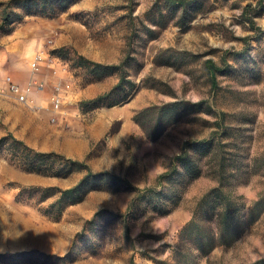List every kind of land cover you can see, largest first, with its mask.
I'll list each match as a JSON object with an SVG mask.
<instances>
[{
  "label": "rangeland",
  "instance_id": "374dc122",
  "mask_svg": "<svg viewBox=\"0 0 264 264\" xmlns=\"http://www.w3.org/2000/svg\"><path fill=\"white\" fill-rule=\"evenodd\" d=\"M245 2L206 0L186 24L180 22L181 9L167 6L164 0H75L53 16L28 13L25 3L14 2L8 7L12 15L4 27L0 8V57L8 66L5 76L12 75L14 82L25 85L35 54L48 58L40 73L47 85L37 92V100L17 101L9 84L0 86V97L15 109H10L8 122L0 118L3 134L12 131L37 149L86 160L95 171L110 170L143 189L153 188L116 190L103 182L81 201L64 205L57 215L49 210H54L51 204L59 193L46 196L38 187L73 185L85 171L68 176L28 171L10 148L3 147L0 264H132V257L138 264L171 260L165 242L177 241L198 198L217 180L209 174L208 164L185 188L189 179L180 167L162 183L157 176L185 140L204 139L217 130L215 120L223 110L227 112V155L230 166L236 168L232 183L244 195L247 213L261 201L251 212L259 217L242 236L233 245L216 247L208 257L213 264H250L264 258V13L256 18L261 28H252L241 15ZM80 55L119 64L106 74L116 82L123 76V85L105 103L122 96L129 99L117 111L118 119L114 108L104 104L98 109L100 115L113 117L106 138H90L86 151L70 152L53 143L56 139L59 145L81 147L77 138L88 136L86 124L93 116L76 113L77 102L85 96L84 87L100 75L99 70L79 66ZM207 58L222 68L217 71L216 85ZM62 62L69 72L61 76L71 89L61 106L70 113L61 117L50 114L43 102L50 99L58 78L53 65ZM170 101L181 102L183 114L156 140H149L131 119L125 120L126 114L142 107ZM115 132H121L119 139L114 138ZM65 163L60 158L55 166L65 169ZM126 223L131 241L124 235ZM20 251L28 253L16 255Z\"/></svg>",
  "mask_w": 264,
  "mask_h": 264
},
{
  "label": "trees",
  "instance_id": "16d2710c",
  "mask_svg": "<svg viewBox=\"0 0 264 264\" xmlns=\"http://www.w3.org/2000/svg\"><path fill=\"white\" fill-rule=\"evenodd\" d=\"M167 6L175 9H181L182 16L180 22L188 23L203 8L206 0H164ZM218 1V0H215ZM241 15L251 25L252 28L260 29L256 18L264 13V0H244ZM25 3L28 13L43 14L53 16L67 9L75 0H0V8L3 9L4 27L5 23L11 19L8 7L12 3ZM22 15V14H21ZM19 14V16H21ZM187 17V19H185ZM247 36H243L245 40ZM57 50H54L56 52ZM222 59H224L222 57ZM208 69L211 74L212 84H217V71L222 68L213 58H207ZM79 66L92 68V71H98L96 79L100 80L106 76L110 70H116L119 64H105L96 60L89 59L83 55L79 56ZM107 71V72H106ZM124 77L107 92L96 98L82 100L80 102L84 110L93 109L98 106H112L127 101L128 96L119 97L111 102L105 100L111 98L119 92L123 85ZM198 102L197 104H200ZM196 104V102H195ZM182 103L170 101L163 103H153L137 110L133 116L134 121L143 129L149 140L158 139L166 129L177 121L183 114ZM227 112L221 111L216 118L217 130H213L211 135L204 139L196 141L185 140L182 143L181 150L170 156V162L166 169L158 174L157 180L162 183L165 178L171 176L179 167L184 170V176H188L189 181L203 173L204 165L208 164V172L216 180V185L210 187L197 200L196 206L192 212L191 218L181 227L178 239L175 243L165 242V245L171 250V260H164V264H213L208 256L218 246L233 245L244 233L248 224L259 217V214L252 216L253 208L260 203L258 199L251 209L250 213L245 211L246 201L242 193L236 191L232 183L236 168L230 166L227 153L229 142L224 141L227 135L228 125L225 123ZM10 148L17 162L28 171H35L46 175L68 176L76 170L85 171L79 181L67 187L59 186H39L43 195L50 196L59 193L58 197L52 202L54 210H49L60 214L64 205L81 201L85 194L95 188H98L103 182L108 183L110 187L116 190H153V188H141L133 184L128 178H124L118 173L110 170L95 171L89 162L83 159H77L67 156L56 150L37 149L26 142L24 139L16 136L12 131L3 134L0 137V149ZM196 153V154H195ZM65 159L67 168L55 166L56 160ZM205 159L207 160L205 162ZM204 163V164H203ZM124 235L128 241L132 240L130 225H124ZM27 251L16 252V255H25ZM132 264H138L134 257ZM250 264H264V258L257 259Z\"/></svg>",
  "mask_w": 264,
  "mask_h": 264
},
{
  "label": "crops",
  "instance_id": "0c3cea01",
  "mask_svg": "<svg viewBox=\"0 0 264 264\" xmlns=\"http://www.w3.org/2000/svg\"><path fill=\"white\" fill-rule=\"evenodd\" d=\"M1 54V53H0ZM37 54H41L43 55L42 53H37ZM35 54V56L37 55ZM35 56L33 57V60H31L28 64V68L31 70L32 69V64L33 62L35 61ZM2 61V57H0V86H2L3 88V85L6 86L8 85V81L5 79L7 78L8 75L5 76V73L3 72V70H5L6 68L8 69V66H4L3 63L1 62ZM44 61H47L48 62V58H42L41 60V66L43 67V63ZM8 62V60L6 61ZM43 64V65H42ZM44 75V74H43ZM12 77V75H10ZM44 77V76H43ZM46 78V77H45ZM47 80V79H46ZM15 82H17L15 80ZM18 83V82H17ZM117 82L114 81V80H111L110 77H104L100 80H96V81H93L92 83H89L88 85H86L84 87V90H85V96L83 99L79 100L77 102V108H76V113L78 112V114H81L86 116V115H91L93 116V119H91L89 121V123L86 124V131L88 133V136L85 137V136H81V137H78L77 141L79 142L80 144V148L79 149H74L72 148L71 146H69L68 144H57L56 143V139L54 141V146L59 148V149H62L64 151H80V152H83V151H86L89 147V141L91 139H95V140H99V139H103V138H106L107 134L110 133V131L108 132V130L110 129L111 127V123H112V119L113 117H110V118H107L106 116H103V115H100L98 112V109L99 108H102V107H105V106H98V107H95L93 109H89V110H84L80 104V102L82 100H87V99H92V98H96L98 97L99 95L109 91ZM21 88H23L25 85L23 84H20ZM40 91V90H39ZM38 90H34V91H31L29 92V97L33 100L36 99V94H37ZM13 93V92H12ZM14 94V98L17 100V101H20L18 100V98L16 97L15 93ZM37 100V99H36ZM23 102V101H21ZM24 103H28V102H24ZM43 103H46L45 104V107H47L50 111V114L53 113V114H56V115H59V116H63V114L65 115V113H70L68 110H61L59 109V111H56V109H53L52 107V104H51V101L50 99L48 100H45ZM127 103V101L123 102V103H119V104H115V105H112V106H108V107H111V108H114L115 109V112H117L119 110V108L122 107L123 104ZM10 109L11 110H14L15 109L13 107L10 108L9 106V102L7 100H5L4 98L0 97V118H2L5 122H8V115H9V112H10ZM56 111V112H55ZM112 112V111H111ZM73 113V112H72ZM66 114V115H67ZM127 116H125V120L126 119H131L132 121H134L133 119V116L134 114H126ZM55 117V116H54ZM115 118H119L121 117L120 114L117 112V114L114 115ZM13 116H10V120L13 121ZM31 119H34L33 117ZM121 120V119H120ZM134 123H136L134 121ZM137 124V123H136ZM4 132L0 130V136L3 134ZM107 133V134H106ZM116 134L114 135V138L115 139H119L121 136H119L121 134V132H115ZM114 134V133H113ZM91 138V139H90Z\"/></svg>",
  "mask_w": 264,
  "mask_h": 264
},
{
  "label": "built area",
  "instance_id": "2783aa9c",
  "mask_svg": "<svg viewBox=\"0 0 264 264\" xmlns=\"http://www.w3.org/2000/svg\"><path fill=\"white\" fill-rule=\"evenodd\" d=\"M43 55L37 54L35 56V61L32 64V74L28 82L23 88L13 81L10 75L7 76V81L9 84V89L11 92L15 93L18 100L23 102L31 103L34 100L29 97V92L34 90H43L47 85V80L45 77L40 75L42 72L41 60ZM53 72L57 75V80L53 84L52 92L50 95V101L53 109L59 110L62 106V100L65 96V92L71 89V83L64 81L61 76L62 72H69V67L65 63H59V65H53Z\"/></svg>",
  "mask_w": 264,
  "mask_h": 264
}]
</instances>
